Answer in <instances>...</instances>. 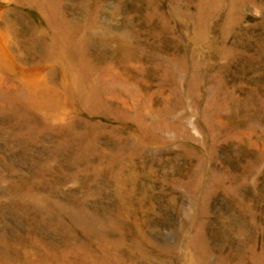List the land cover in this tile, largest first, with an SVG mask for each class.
Wrapping results in <instances>:
<instances>
[{
    "label": "rangeland",
    "instance_id": "obj_1",
    "mask_svg": "<svg viewBox=\"0 0 264 264\" xmlns=\"http://www.w3.org/2000/svg\"><path fill=\"white\" fill-rule=\"evenodd\" d=\"M0 264H264V0H0Z\"/></svg>",
    "mask_w": 264,
    "mask_h": 264
}]
</instances>
